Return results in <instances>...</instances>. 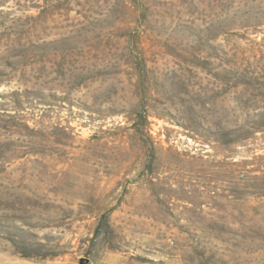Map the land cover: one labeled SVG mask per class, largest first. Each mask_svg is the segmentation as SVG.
Masks as SVG:
<instances>
[{"label":"rangeland","instance_id":"obj_1","mask_svg":"<svg viewBox=\"0 0 264 264\" xmlns=\"http://www.w3.org/2000/svg\"><path fill=\"white\" fill-rule=\"evenodd\" d=\"M264 264V0H0V264Z\"/></svg>","mask_w":264,"mask_h":264},{"label":"crops","instance_id":"obj_2","mask_svg":"<svg viewBox=\"0 0 264 264\" xmlns=\"http://www.w3.org/2000/svg\"><path fill=\"white\" fill-rule=\"evenodd\" d=\"M103 264H120V260L117 256H107V258L103 260Z\"/></svg>","mask_w":264,"mask_h":264}]
</instances>
